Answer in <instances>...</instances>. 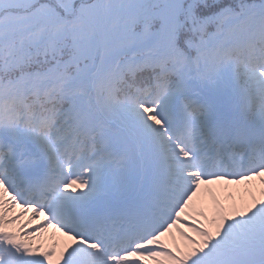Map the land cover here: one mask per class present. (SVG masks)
Returning a JSON list of instances; mask_svg holds the SVG:
<instances>
[{"label":"snow or ice","instance_id":"6c2138e0","mask_svg":"<svg viewBox=\"0 0 264 264\" xmlns=\"http://www.w3.org/2000/svg\"><path fill=\"white\" fill-rule=\"evenodd\" d=\"M0 264H264V0H0Z\"/></svg>","mask_w":264,"mask_h":264}]
</instances>
